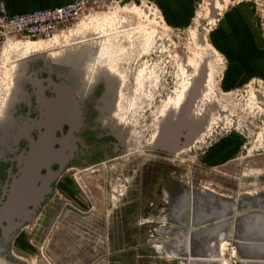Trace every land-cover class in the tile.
Here are the masks:
<instances>
[{"label": "rangeland", "instance_id": "rangeland-1", "mask_svg": "<svg viewBox=\"0 0 264 264\" xmlns=\"http://www.w3.org/2000/svg\"><path fill=\"white\" fill-rule=\"evenodd\" d=\"M245 3L252 4L259 33L264 37V0H198L193 19L184 29L170 28L151 0H108L87 12L77 24L65 31V36L54 42L41 45L25 43L34 40H21L23 43L20 44L11 39L0 42L1 119L19 55L35 49L48 52L100 39V63L122 79L117 115L129 125L128 140L132 143L121 158L94 169L99 171L68 176L66 200L82 213L56 200L52 208L49 207L16 239L13 250L27 262L24 264H75L80 250L93 252L83 255L82 264L95 263L103 253H107V240L92 233L88 227L90 223H84L90 219L84 217L93 214V222L99 220L105 224L108 216L120 214L122 197L118 194L125 192L124 186L131 182L132 171L138 172L154 164L160 166L162 189L159 196L158 191L146 192L144 205L154 203L157 210L149 212L152 216H144L145 221L151 223H146L143 229L158 233L147 235L145 239H130L131 246L143 243L144 247L130 254L129 264H222V259L223 264H264V48L256 45L219 47L215 42L221 33L219 22L227 16L240 15L237 8ZM220 5L223 9L216 10ZM213 7L215 11L211 12ZM108 18L113 19L109 21L113 25L103 28L101 24ZM200 38L204 44H200ZM197 47L204 51V56L194 70L190 69L188 60L195 56ZM234 50L241 60H231L236 58L231 53ZM207 58L210 61L207 92L203 98H197L195 108L193 106L198 115L203 114V126L198 136L188 148L173 156L155 152L151 146L157 136L159 122L170 109H176L182 87ZM103 83L93 96L95 103L100 102L101 97L106 100L111 96L106 95ZM86 84L88 86V82ZM110 116L103 115L104 118ZM205 187L239 198V213L246 225L243 224L234 237H223L221 228H209L202 235L198 233L191 262L156 250V244L170 239V243L164 245L165 251L181 249L183 243L173 238L187 235L190 231L189 228H181L179 232L162 233V228L169 225L159 223L158 218L172 207L165 198L166 193L178 199L190 188L195 190L197 199L215 201L213 196L202 191ZM90 199L93 200V210ZM225 201L231 202V199ZM222 209H217L213 203V208L203 210L206 214L201 217L209 221L219 216ZM61 213L82 219L83 223L81 227L77 224L78 228L57 231L56 244H44L43 252L48 263L41 254L40 238L45 236L42 225L45 224V215L55 221ZM208 223L212 225L211 221ZM181 225L184 224L179 223L178 226ZM78 234L88 239L80 242ZM223 239H226V248L222 256L219 250ZM213 240L217 243L211 245ZM58 250L63 252L62 255L48 253ZM77 262L79 264L80 261ZM109 262L98 264H112Z\"/></svg>", "mask_w": 264, "mask_h": 264}, {"label": "flooded vegetation", "instance_id": "flooded-vegetation-1", "mask_svg": "<svg viewBox=\"0 0 264 264\" xmlns=\"http://www.w3.org/2000/svg\"><path fill=\"white\" fill-rule=\"evenodd\" d=\"M19 66L14 99L6 120L0 125V212L7 202L15 182L21 179V171L32 150L42 149L44 153L40 156L56 158L65 151L66 147L76 148L67 165L62 166L59 161L53 163L51 171L56 176L53 183L48 185L52 192L47 195L31 221L13 230L0 214V257L15 264H24L27 262L18 257L13 250L16 239L44 212L48 211L49 207L52 208V204H55L56 200L82 213L79 208L66 200L68 176L75 177V174L80 172L95 173L99 171L94 169L104 163L121 158L127 145L125 135L119 129L113 128L109 117H103L104 114L109 115L110 113L104 109L103 97L100 102H93V96L98 93V89L104 82V80L99 81L93 87L95 67L90 69L87 67V70L82 73L79 65L57 62L49 53L34 55L20 62ZM86 82H88V86ZM104 87L106 92V84ZM116 117L118 123L122 124L123 121L118 118L117 114ZM126 126L128 125L126 124ZM155 152L173 156L161 151ZM150 166L142 168L138 172L132 171L134 173L130 179L131 182L124 186L125 192L118 194L122 197L120 198L122 205L120 214L108 216L105 224L99 220L93 222V214L84 217L90 219L84 221V223H90L88 224L90 231L107 240L105 244L108 251L100 256V261L106 257L105 259L112 264H129L130 254L139 252L144 247L143 243L131 246L130 239H145L147 235L154 236V232L158 233L156 230L146 231L143 229L146 223H151V221H145L144 216H152L149 212L153 213L157 210L154 203H150L148 206L144 205L146 192L158 191L157 195L159 196L162 189L160 166H155V164ZM41 174L46 176L48 171L42 170ZM111 185L110 183V189ZM188 189L186 193H188ZM82 191L86 193L85 190L82 189ZM90 192L93 195V191ZM171 196L170 193L165 195L166 200L168 199L172 205L171 209L165 211L163 215L169 219V227L166 226L162 229V233L165 234L178 231L179 223L184 224L180 227H185L190 215L189 199L186 197L176 199ZM170 204L168 203V205ZM90 205L93 210V200L91 199ZM148 207L150 211L147 210ZM45 218V224L42 225V233L45 236L40 238L42 242L41 254L49 263L43 252L44 244L47 242L48 245L56 244L57 231L78 228L77 224L81 227L83 221L82 219L77 220L75 216L69 217L62 213L55 221L48 214L45 215ZM51 223L52 226L49 225ZM159 223L163 224L160 220ZM53 228H56L55 232ZM78 235L80 242L82 239H88L87 236ZM89 237L92 239L93 235H89ZM31 243L33 244L34 241ZM102 243L104 242L102 241ZM86 250L89 251V249Z\"/></svg>", "mask_w": 264, "mask_h": 264}, {"label": "bare ground", "instance_id": "bare-ground-1", "mask_svg": "<svg viewBox=\"0 0 264 264\" xmlns=\"http://www.w3.org/2000/svg\"><path fill=\"white\" fill-rule=\"evenodd\" d=\"M222 9L223 8L221 5L219 7H216V10L221 11ZM212 11H215L214 7L211 8V12ZM211 15H213V14H211ZM110 20L113 21V19L108 18V20H106L107 22L102 23L101 26L103 28H106V27L110 28L113 25L112 24L113 22H109ZM98 24H100V23H98ZM98 24H97V27H101L100 25L98 26ZM63 36H65V34H63L62 36L56 35L53 39H50V40H39V41L25 42V43L41 45L43 42H45L43 44L54 42L55 40L60 39V37H63ZM15 42L17 44L23 43V41H15ZM200 44H204L202 41V38H200ZM100 45H101V40L99 39V40H96V42L94 41L92 43L91 42L90 43H88V42L87 43H81V44L73 45V46L58 49V50L42 52L40 50L35 49L26 55H19L18 61H16V64L13 68L14 70H13L12 77H11L12 80H11V85L9 88V96H8L6 104H5L3 116L0 119V125L3 124V122L6 120L8 110L10 109V105L12 104L13 99H14V94H15L14 92H15V86H16V81H17V74H18V70L20 68V66H19L20 62H22V61H24V60H26V59L34 56V55H37V54L49 53L50 56L57 62L79 65L82 73L85 70H87V67H88V69L95 67L94 68L95 74L93 75V87L99 81L104 80V82L106 84V95H111L109 99L106 98V100H104V103H105L104 109H105V111L110 112L109 115H111L108 119L112 121V126L114 129H117V130L119 129V131H121L125 135L127 147H131L132 143L130 142V140H128V136L130 135L129 125L126 126L125 123L119 124L118 123L119 121L117 120V117H116V114H117L118 109H119L118 105H119V99H120V90H121V85H122V79L118 75L113 73L108 66L100 63V61H101V60L99 61V58L101 55V54H99ZM208 46H210V45L208 44ZM196 50H197V52H196L195 56L190 57L188 60V65H189V67H191L190 69H193L194 67H196V65H197L196 63L200 59H202L204 56V51L201 48L197 47ZM196 69L194 68V70H196ZM203 70L205 72V82H204L203 87L200 90V94L198 96V99L201 97L203 98L205 96V94L207 92V87H208V82H209V72H210V61L208 58L204 59V61H202L200 63V66L198 67L197 72H194L195 75L193 77L190 76L187 79L185 85L182 87L183 91H181V93H179V95L177 96V100H176L177 107H176V109H170L169 112L166 114V116H164V118H162L161 122H159V128H158L159 130H158V134H157L155 140L157 139L162 128L169 121L175 122L179 119V117L182 113V110L184 109L186 104L190 101V96H191L193 90L196 88L197 81H198L199 76ZM195 106H194V108H195ZM191 118L195 121H201L203 118V114L201 115L199 113V115H198L197 112L195 111V109H193L192 113H191ZM155 140L152 142V146L154 145ZM202 191L205 192L206 194H210L211 196H213L215 201H213L211 199L207 200L206 198L205 199L202 198L199 200L196 198L195 190L189 188L188 193H186L183 197L184 198L186 197L189 199L190 215H189L188 223L185 225L184 228H186V229L189 228L190 231L187 235H184V236L181 235V237L173 238L174 241L183 243L182 247L184 248V251L187 253L186 258L189 259L190 262L192 260V256H194L195 247L197 246L196 243H197V234L198 233H200L202 235L209 228H211V229H214V228L220 229L221 228V230H222L221 234L223 237H225V236L234 237L236 235V233L238 232V230L240 229V227L243 224H244V226L246 225V223H245L246 221L241 219V216L239 213V210H240L238 207L239 198L231 197V196H227V195L218 193L216 190H213L210 187L202 188ZM246 194L251 195L250 193H246ZM225 199H231V202H227L230 200L225 201ZM167 201H169V200L167 199ZM179 203H181V202H179ZM213 203H216L217 209L223 208L222 213L217 217L209 219V221H208V219L206 217H201V216L203 214H206L203 212V210L208 211V210H211L213 208ZM176 207H178V206H176ZM163 215L159 216L158 219L161 222L168 224L169 219L165 218V216H163ZM202 218H205V220ZM210 221L212 222V225H209L208 222H210ZM164 228H166V227H163L162 229H164ZM179 229H181L180 226H178L177 230L180 231ZM171 240L172 239H170V241ZM170 241L163 242L162 244H160V243L156 244L155 249L160 251L161 253H166L168 255L169 251L164 250V245L169 244ZM216 243H214V240H213L211 242V245L216 244ZM240 244H248V243L247 242H244V243L240 242ZM208 246L206 249H208ZM249 246H251V245H249ZM225 248H226V239H223L222 243L220 245L221 250H219V251H221L222 256H223V250L225 251ZM180 250L181 249L178 250L179 251L178 253H181ZM178 253H175V254H178ZM172 256H174V255H172ZM202 260H204V259H202ZM0 264H7V263L5 260H3L0 257ZM222 264H223V259H222Z\"/></svg>", "mask_w": 264, "mask_h": 264}, {"label": "water", "instance_id": "water-1", "mask_svg": "<svg viewBox=\"0 0 264 264\" xmlns=\"http://www.w3.org/2000/svg\"><path fill=\"white\" fill-rule=\"evenodd\" d=\"M204 82L205 72L203 70L196 88L190 96V101L182 110L179 119L175 122L169 121L160 131L152 146L154 151L174 155L188 148L194 142L203 125L201 121L193 120L191 113ZM75 150L76 148L66 147L65 151L56 158L40 156L44 153L42 149L32 150L26 158L25 167L21 171V179L15 182L11 194L0 212L2 219H5L13 230L31 221L47 195L52 192L48 185L53 183L56 176L51 171L53 163L59 161L62 166L67 165ZM42 170H47L48 174L43 176ZM2 259L7 264L12 263L6 258L2 257Z\"/></svg>", "mask_w": 264, "mask_h": 264}, {"label": "crops", "instance_id": "crops-1", "mask_svg": "<svg viewBox=\"0 0 264 264\" xmlns=\"http://www.w3.org/2000/svg\"><path fill=\"white\" fill-rule=\"evenodd\" d=\"M161 11L166 23L172 29H184L189 27L193 16L195 3L198 0H151ZM4 2L10 14H25L36 10H46L68 5L72 0H0ZM240 15H230L220 23L221 33L215 39L216 45L219 47H243V46H260L264 48V37L259 33L258 24L253 16L252 4H242L238 8ZM237 32V33H236ZM232 56L236 57L231 59L232 61L241 60L238 56L237 50L231 51ZM238 55V56H237ZM182 228V227H181ZM184 228V227H183ZM179 232V231H178ZM66 241V240H63ZM66 243V242H64ZM179 249L169 251L168 255H174L175 258H186L187 253L184 248H181V253H178ZM77 252L79 257L75 259V264L79 260V264H82L83 255L93 254V252ZM178 254H175V253ZM51 255H62V251L48 252ZM76 254V253H75ZM106 258V257H105ZM100 261V257L95 263H104L107 259ZM86 259V258H84Z\"/></svg>", "mask_w": 264, "mask_h": 264}, {"label": "built area", "instance_id": "built-area-1", "mask_svg": "<svg viewBox=\"0 0 264 264\" xmlns=\"http://www.w3.org/2000/svg\"><path fill=\"white\" fill-rule=\"evenodd\" d=\"M108 0H72L68 5L36 10L25 14H10L0 2V42L11 40H50L64 34L87 12Z\"/></svg>", "mask_w": 264, "mask_h": 264}]
</instances>
